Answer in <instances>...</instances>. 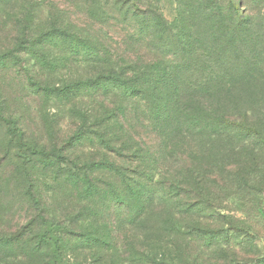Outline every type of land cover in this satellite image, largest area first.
I'll return each mask as SVG.
<instances>
[{
	"label": "trees",
	"instance_id": "16d2710c",
	"mask_svg": "<svg viewBox=\"0 0 264 264\" xmlns=\"http://www.w3.org/2000/svg\"><path fill=\"white\" fill-rule=\"evenodd\" d=\"M73 1L70 5L76 9L81 5L82 13H72L70 6L61 5L57 0L48 3L26 0L28 7L23 19L13 16L10 27L7 26L14 33L15 47L0 49V68L8 67L18 76L23 74L33 93L45 97V101H56L59 106L67 107L68 115L76 120L71 135H67L60 146L42 145L26 136L20 119L0 117L26 163L40 164L47 167V174L61 176L81 198L92 202L93 209L100 208L98 204L109 203L112 208L126 210L128 224L140 219L145 221L142 216L152 210L154 204L169 206L184 200L190 191L191 179L196 181L194 191L197 195L203 188L201 178L204 174L199 165L186 168L179 180L169 170L168 164L177 148L194 138L197 148L203 151L200 146L205 140H220L219 135L227 132L241 138V134L253 133L259 123L254 124L253 112L231 113L226 109V105L235 101H224L223 95L235 87L223 80L224 77L192 82L195 73L203 71L199 64L193 65L194 48L199 39L187 35L186 29L181 28L188 7L184 1L170 0L176 4L171 19L162 10V0ZM225 1L226 7L208 4L213 12L225 10L234 17L235 25L221 50L243 34L244 25L240 4L236 6L234 0ZM4 2L0 0V5ZM110 25L123 26L122 33L117 35L119 40L104 30ZM149 29L153 32L146 35ZM138 43L149 46L154 53L158 51L159 55L149 59L140 56L134 49ZM128 45L132 49H125ZM208 54L213 67L223 70L220 52ZM71 62L77 69L90 68V72L54 81ZM248 64H245L246 74L251 70ZM43 77L53 78V81L43 83ZM209 91L216 95L213 101L220 105L219 110L216 106L211 109L212 102L204 97ZM1 92L0 88V100ZM248 110L253 111L249 107ZM46 120V127L52 130L51 123ZM140 127L150 128L155 139L148 141L137 136ZM260 140L254 149L264 148V139ZM95 151L100 153L95 154ZM179 154L178 159L184 163L188 157L193 159L183 149ZM160 162L167 166H161ZM246 162H241V168H252L257 163ZM102 177L107 180L104 187ZM27 192L30 199L39 204L32 187ZM182 206V210L178 208L172 212L170 208L167 213L170 225L178 232L183 228L180 218H185L184 214L192 209L186 203ZM194 206L196 210L201 209L200 202ZM252 208L258 219H264L259 206L255 204ZM39 220L42 225L39 241H30L26 248L45 250V264H86L62 255L72 241H64L63 235L61 238L56 234L58 223L53 218L40 214ZM235 230L242 237L253 233L250 224ZM25 231V226L18 229L11 235L12 241L6 244L23 246L21 240ZM195 231L196 235L207 234L198 228ZM110 232L106 238L83 234V240L92 241L96 246L104 245L113 239ZM136 252L141 257L146 255L147 264H177L182 262L184 254L180 248L172 252ZM166 252L172 255L171 262L165 259ZM246 264H264V255Z\"/></svg>",
	"mask_w": 264,
	"mask_h": 264
},
{
	"label": "rangeland",
	"instance_id": "374dc122",
	"mask_svg": "<svg viewBox=\"0 0 264 264\" xmlns=\"http://www.w3.org/2000/svg\"><path fill=\"white\" fill-rule=\"evenodd\" d=\"M44 1L48 3L50 0ZM57 1L61 5L70 6L74 14L83 11L81 5L76 6L77 9L70 5L74 4L73 0ZM182 1L188 7L181 28L186 29L187 35L199 39L194 48L193 65L199 64L203 71L195 73L192 82L203 83L210 81L213 76L224 77L223 80L235 87L232 92L223 95L224 101H235L226 105V109L231 113L253 112L254 124L259 123L256 130L249 135L241 134V138H235V133L227 132L219 135L220 140H205L200 146L203 151L197 148L198 143L194 138H189L187 143L176 149L168 168L175 179L179 180L181 172L186 168L199 165L204 174L201 178L203 188L199 195L194 191L196 181L191 179L190 191L184 200H177L169 206L158 202L142 216L145 221L140 219L128 224L124 208H112L107 203L98 204L100 208L93 209L92 202L81 198L61 176H51L46 173L47 167L28 164L21 159V151L7 134L0 117V264H45V250L25 246L30 241H39L42 232L40 214L53 218L58 223L56 234L61 238L63 235L64 241H72L62 255L86 264H147L146 255L141 257L136 250L145 253L155 250L172 252L175 248H180L184 253L182 262L177 264H246L264 255V219H258L252 208L256 204L264 212V148L254 149V145L261 141L260 138L264 139V0H234L236 6L240 4L239 11L244 17L243 34L225 50L221 48L228 42V33L235 25L232 20L234 17L225 10L215 13L209 9L208 4L226 7L227 2ZM175 5L170 0L161 2L162 10L170 19ZM27 7L26 0H5L0 5L1 50L15 47L14 33L7 26L10 27L13 16L22 20ZM120 29L123 26L104 27L105 31L113 35V39L118 40L117 35L122 33ZM152 32L151 29L145 31L146 35ZM148 47L138 43L134 49L147 59L159 55L158 51L154 53ZM128 48L132 49L129 45L125 47ZM212 51H219L222 55L223 70L216 69L209 62L208 53ZM247 62L251 70L246 74ZM81 72L89 73L90 68L77 69L76 64L71 62L62 68L54 81ZM22 75L14 74L8 67L0 68V115L20 119L28 138L42 145L49 143L60 146L61 141L71 135L75 118L68 115L67 107L59 106L56 101H45V97L33 93ZM52 79L43 77V83L51 82ZM215 96L210 91L204 94L212 102L210 108L216 106L215 109L219 110L220 105L213 101ZM248 107L253 111L248 110ZM46 119L51 123L52 130L46 127ZM260 125L261 128L258 127ZM136 135L148 141L155 139L147 127H140ZM182 149L187 156L190 153L193 159L188 157L185 163L178 159ZM244 161L257 162V169L256 164L252 168H241V162ZM159 164L167 166L165 162ZM254 169L256 171L252 173ZM106 181L102 177V187ZM29 187L34 190L39 204L30 199L27 192ZM198 202L200 210L194 208ZM184 203L192 209L186 212L187 215L184 214L185 218H180L183 228L178 232L170 225L167 213L170 208L172 212L178 208L182 210ZM249 224L253 227L252 235L238 236L239 232L235 229L240 230ZM24 226L26 231L21 240L24 241L23 246L12 247L6 244V241H12L11 235ZM196 228L207 234L196 235ZM109 232L113 239L104 245L96 246L92 241L83 240V234L106 238ZM129 251H134V254H129ZM165 259L171 262L172 255L166 252Z\"/></svg>",
	"mask_w": 264,
	"mask_h": 264
}]
</instances>
